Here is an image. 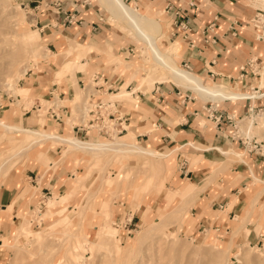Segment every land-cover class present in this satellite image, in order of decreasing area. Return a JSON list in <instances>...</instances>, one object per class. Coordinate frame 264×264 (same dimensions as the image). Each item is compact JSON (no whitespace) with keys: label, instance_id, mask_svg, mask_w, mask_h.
Listing matches in <instances>:
<instances>
[{"label":"crops","instance_id":"crops-1","mask_svg":"<svg viewBox=\"0 0 264 264\" xmlns=\"http://www.w3.org/2000/svg\"><path fill=\"white\" fill-rule=\"evenodd\" d=\"M123 1L157 18L161 28L157 43L161 50L172 51L181 69L205 85L226 89L229 85L239 93L257 89L254 94L262 96L209 98L177 83L166 71L142 86L144 56L152 58L153 52L149 46L143 52L136 37L114 22L118 17L102 0H46V7L40 8V3L35 7L37 24L47 31L49 53L20 77L18 93L2 94L0 120L85 141H103L115 132L129 135L166 156L157 162V171L165 174L167 187L143 192L139 207H132L136 201L123 191L113 202L121 206L118 221L129 212L133 222L139 213H147V220L160 208L165 191L178 184L176 188L185 193L195 192L181 232L195 240L214 235L226 249L264 245V156L234 136L238 120L264 108L260 82L264 38L253 20L261 6L254 5L255 0ZM79 99L101 107L88 118L73 115ZM212 114L222 116L216 120ZM108 119L120 120L123 131L109 127ZM17 131L0 125V154L3 150L14 155L0 170V261L11 244L2 247L18 235L21 225L63 228L66 211L74 214L79 193H88L95 180L92 170L87 173V152L48 139L21 153L33 137ZM18 157L30 159L17 164ZM126 159L129 169L150 170L147 155L133 153ZM105 197V192L95 197L94 208L102 207ZM78 213L97 222L93 214Z\"/></svg>","mask_w":264,"mask_h":264},{"label":"rangeland","instance_id":"rangeland-1","mask_svg":"<svg viewBox=\"0 0 264 264\" xmlns=\"http://www.w3.org/2000/svg\"><path fill=\"white\" fill-rule=\"evenodd\" d=\"M39 3L35 0H0V98L5 92L18 93L20 77L36 63L38 58L49 53V48L45 43L47 31H42L41 24H37L38 8L35 5ZM40 4V8L46 7V0ZM118 19L119 21L114 22L122 30L130 32L134 38L136 37L134 42L145 49L144 53L147 52L150 47L147 45L148 43L146 42V44L143 39H140L135 29L128 25L124 19ZM23 34L27 36L39 34V39L28 42L25 41ZM142 40L144 42H141ZM170 52L168 53L171 56ZM153 57L144 56L143 65L147 69L141 71L145 74L143 76H149L156 80L155 76L159 72L165 73L166 70ZM226 86L233 91H239L232 89L229 85ZM255 91L241 92L254 94ZM82 92L84 91L82 90ZM261 92L264 93V91ZM52 103L51 101L47 105ZM79 105L77 112L76 108H73L75 115L90 117L88 109L86 111L83 108L82 100L79 101ZM251 113H247V116L244 115L245 117L241 122L240 120L237 121L243 135L250 125ZM257 113L258 111L255 110V115L263 114L264 108ZM261 120L257 117L256 124L249 130L252 143L247 144L248 149H252V144L255 143L254 139H257L258 143H263L264 146V122ZM118 136L123 135H118L115 132L103 141H115ZM127 140L131 143L140 144L134 139L131 140L130 136ZM97 142L102 141L98 140ZM2 152L0 157L4 154ZM85 155L89 159L90 170L87 173L90 174L92 170L95 180L88 193L86 191L79 193V205H75L77 209H74L77 213L73 210L75 215L72 214L69 217L68 211H66L67 216L64 218L63 228L58 226L55 227L54 231L48 225L39 228H35V224L32 226L21 225L28 227L30 232L27 231L22 234L20 226L18 235L12 236L10 242L6 241L2 247L11 244L0 264H264V245L262 244H239L235 247L232 246V249H226L216 242L214 235L195 240L187 233L181 232L186 208L193 201L188 203L186 200L181 202V199H177L173 203L170 200L173 195L180 196V198L187 197L188 192L185 193L176 188L178 184L175 188L170 187L165 191V199L160 208L152 210L153 216L146 220L147 213L144 216L139 213L140 219L134 220L135 224L131 227V234L124 235L125 238L120 240L121 244L119 245L111 234L102 231L103 224L107 222L109 225L117 227L118 231L124 234L125 229L119 227L123 225L124 220H120L122 222L120 224V221L116 219L117 210L121 206L115 205L113 202H116L123 191L128 190V194H131L129 199L136 201L132 203V207L137 206L143 192L149 193L153 188L161 192L167 187L164 179L165 174L160 175L158 173L157 163H153L149 157L147 161L150 160V170L140 173L139 169L134 170L126 167V157L129 154L107 151L100 154L88 153ZM17 159V164L19 162L27 164L30 158L18 157ZM163 168L165 171L169 168L168 162H164ZM102 192L106 193V197L102 207L96 204V209L94 208V199L99 197ZM83 199H86L84 204H82ZM182 206H184V210L180 209ZM79 210L85 211L87 215L93 214L97 222L88 220L86 215L80 217ZM135 210L133 208L132 211L135 212ZM152 225L157 226L153 228ZM22 235L25 237L20 240ZM35 238L38 240L35 241ZM99 244L103 246L99 247Z\"/></svg>","mask_w":264,"mask_h":264},{"label":"bare ground","instance_id":"bare-ground-1","mask_svg":"<svg viewBox=\"0 0 264 264\" xmlns=\"http://www.w3.org/2000/svg\"><path fill=\"white\" fill-rule=\"evenodd\" d=\"M102 2L108 8V10H110L116 17L124 19L128 25H130L133 29H135V32L140 36V39H143L150 46V49L152 50L153 56L156 59V61H159L164 67V69L169 73V75L181 85H185L186 87L194 89L196 92L206 97H209V98L212 97V98H222V99L223 98L224 99L225 98L236 99L239 97L244 98V97L262 96L260 94H254L251 96V95H247L244 93H239L237 91L234 92L229 89L222 88V87H217V86L212 87L209 85H205L203 83V80L200 77L181 69L179 65L176 63V61L169 55L168 52H165L160 49L157 43V40L161 33V28H160V23L157 21L156 17H154L151 13L145 14L141 12L138 6H132V5L126 4L123 0H102ZM255 4L264 7V0H255L254 5ZM23 35H24L25 41H28V42L39 39V34H34L31 36H27L26 34H23ZM153 81L154 79H152L149 76L144 77L142 79V86L144 85L149 86L150 84L153 83ZM260 82H261V85L264 86V70L262 72V78ZM80 100L81 99H79L78 101ZM82 102H83L84 110L85 109L86 111L87 109L89 110V107L91 106L90 105L88 106L85 103V101H82ZM79 106L80 105L78 103L76 112L79 110ZM74 114L75 113L73 112V115ZM250 115H252L250 125H248V127L246 128V132H245L248 134H249V130H251L254 124H256L257 117L260 118V120L262 119L261 122L262 121L264 122V113L255 115V111H254ZM243 117L240 119V122L242 121ZM0 125L5 127L8 131L18 130L28 135H31L33 137V141L27 144V146L22 151H20L21 153H25L29 148H31L37 143L46 141L48 139H53L61 143H66L68 145V149L80 150V151H84V152L92 153V154H98V153L100 154V153H104L107 151H114L116 153H123L126 155L133 154V153H141V154L147 155L153 161V163L155 162L157 163L159 159H161L162 157H166L161 152H158L157 150L153 148L142 146L138 143L136 144V143L129 142V140H127L129 135L118 136V138L115 141L94 142V141H85L77 137H63V136H60L54 133L51 134L52 132L45 133L41 129L17 128L15 126L5 124L1 120H0ZM13 157L14 155H9L8 152L4 153L0 159V170H2L8 164V162H10L11 159H13ZM194 194H195L194 191L190 192L185 198H180V196L178 197L177 195H173L170 200H172L173 203H175L177 199H181V202H185L186 200L189 203L193 201ZM137 206L139 207L140 204L138 203ZM180 209L184 210V206H182ZM170 213H173V212H170ZM156 226L157 225L153 226V228L154 227L156 228ZM27 231L30 232L28 230V227L21 226L22 234H24ZM102 231L111 234L112 237H114L118 241L119 245L121 244L120 240L122 238L123 239L125 238L124 235L118 231L117 227H114L113 225L111 226L107 222L103 224ZM34 240L37 241L38 239L35 238ZM102 246H103L102 244H99V247H102Z\"/></svg>","mask_w":264,"mask_h":264},{"label":"built area","instance_id":"built-area-1","mask_svg":"<svg viewBox=\"0 0 264 264\" xmlns=\"http://www.w3.org/2000/svg\"><path fill=\"white\" fill-rule=\"evenodd\" d=\"M73 17V16H72ZM253 20L255 21V25L260 27L262 29V33L259 35V37L261 38H264V7L261 6L258 8V11L256 12V14L253 16ZM250 65H251V62H250ZM89 106V104H88ZM91 106V105H90ZM101 107V104H96V105H93V107L91 106L88 110V113L92 114V116H94V114H96L98 112V108ZM263 108H259L257 111H260L262 110ZM90 114V115H91ZM210 116H213L214 119L216 120H219L221 118V114L219 115H210ZM95 119L96 118V115H95ZM117 119H121V116H118ZM107 125L109 127H113V128H117L119 127V131L122 132L123 129H124V126L122 125L121 121L120 120H115V119H108L107 120ZM234 127H235V131H234V136H237L239 138H241V140L246 144V147H247V144H251V140L252 138H250L249 134L248 133H245V135H243L238 127L237 124H234ZM107 132V131H106ZM254 144H252V149L254 152L256 153H259L260 155H263L264 156V146H263V143H258L257 139H254ZM133 215H131V213L129 212L127 215L123 216L121 220H124V223L123 225H120L119 227L120 228H124L125 230L123 231V235H126L128 236L129 234H131L132 232V226L135 224L133 222Z\"/></svg>","mask_w":264,"mask_h":264}]
</instances>
